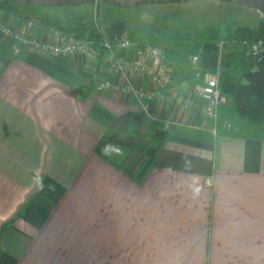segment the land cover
<instances>
[{
  "label": "crops",
  "instance_id": "crops-1",
  "mask_svg": "<svg viewBox=\"0 0 264 264\" xmlns=\"http://www.w3.org/2000/svg\"><path fill=\"white\" fill-rule=\"evenodd\" d=\"M38 16L0 6L27 36L66 33ZM117 39L43 53L0 28V264H264V133L224 128L220 110L214 134L184 103L139 97L168 86L110 68L137 59ZM94 66L111 87L87 79Z\"/></svg>",
  "mask_w": 264,
  "mask_h": 264
},
{
  "label": "trees",
  "instance_id": "trees-1",
  "mask_svg": "<svg viewBox=\"0 0 264 264\" xmlns=\"http://www.w3.org/2000/svg\"><path fill=\"white\" fill-rule=\"evenodd\" d=\"M15 5L14 2L0 0L1 7L13 8ZM38 18L72 37L94 42L101 51L104 48L105 38L96 24L94 14H83L68 26L48 16ZM123 36L138 46H161L168 59L181 51L185 56L196 54L203 74L218 72V84L220 90L228 96V114L234 121L243 122L254 128L253 131L264 133V52L252 55L245 52L246 49H229L231 44L246 41L258 40L264 44L263 13L254 24L231 19L220 24H206L166 33L151 29L138 33L127 27Z\"/></svg>",
  "mask_w": 264,
  "mask_h": 264
},
{
  "label": "rangeland",
  "instance_id": "rangeland-1",
  "mask_svg": "<svg viewBox=\"0 0 264 264\" xmlns=\"http://www.w3.org/2000/svg\"><path fill=\"white\" fill-rule=\"evenodd\" d=\"M97 2L99 3L98 18L103 20L105 24L109 21L124 20L127 27L138 33H144L149 29L163 33L185 31L189 27L197 28L206 24H220L231 19L254 24L256 18L262 13L254 7L245 6L230 0L147 1L131 7L95 0L75 5L16 4L11 9L17 7L20 11L29 9L36 14L48 15L62 25L68 26L83 14H94ZM106 27H108L107 24ZM252 42L246 41L245 43L231 44L229 49L242 51L247 49L248 44ZM244 51L246 52V50ZM171 59L179 64L183 71L189 70L192 72L191 82L204 80L210 74H203L198 66V60L192 62L190 56H185L183 51ZM228 104L229 102L221 107L220 110L223 114L222 122L226 120L231 123L233 118L228 114ZM95 244H97L94 248L96 256L101 251L100 234L98 236L95 235Z\"/></svg>",
  "mask_w": 264,
  "mask_h": 264
},
{
  "label": "built area",
  "instance_id": "built-area-1",
  "mask_svg": "<svg viewBox=\"0 0 264 264\" xmlns=\"http://www.w3.org/2000/svg\"><path fill=\"white\" fill-rule=\"evenodd\" d=\"M0 28L14 39L16 43L15 50L25 46L43 53L74 54L86 51L92 44L90 40L75 38L68 33L60 34L56 40L27 36L24 32L13 29L1 21ZM116 44L126 51L133 50L137 59H117L113 55L110 61V68L125 75H128L129 71L146 75L153 84L161 87L168 86V95L151 89H139L135 91L139 97L147 99L158 98L161 100L173 99L175 102L184 103L202 114L208 120V129L214 134L217 133L220 109L228 102V96L220 90L218 72L210 73L204 80L192 82L188 93L181 92L170 84L173 80L170 68L173 65V61L165 57L161 47L148 44L138 46L134 41L124 36L117 39ZM104 46L110 48L112 42L105 40ZM246 52L252 55L264 52V44L261 41L252 42L248 44ZM190 60L196 62L198 60L197 55H190ZM97 72L98 68L92 67L87 79L90 82H95L97 89L111 87L112 81L108 78H99ZM124 86L127 91L134 89L129 81H126ZM222 124L224 128H229L231 125L226 120ZM205 183L211 184V178L206 177Z\"/></svg>",
  "mask_w": 264,
  "mask_h": 264
},
{
  "label": "water",
  "instance_id": "water-1",
  "mask_svg": "<svg viewBox=\"0 0 264 264\" xmlns=\"http://www.w3.org/2000/svg\"><path fill=\"white\" fill-rule=\"evenodd\" d=\"M16 4H43V5H75L87 1L95 0H8ZM106 3L116 4L120 6H136L141 2H166V1H183V0H102ZM245 6L254 7L264 13V0H230ZM99 15V3L95 6V21L99 29L104 35L106 40H109V36L113 33L117 38H121L126 30V24L124 20H116L115 22H109V26L106 27L105 22L98 18Z\"/></svg>",
  "mask_w": 264,
  "mask_h": 264
},
{
  "label": "flooded vegetation",
  "instance_id": "flooded-vegetation-1",
  "mask_svg": "<svg viewBox=\"0 0 264 264\" xmlns=\"http://www.w3.org/2000/svg\"><path fill=\"white\" fill-rule=\"evenodd\" d=\"M109 26V25H108Z\"/></svg>",
  "mask_w": 264,
  "mask_h": 264
}]
</instances>
